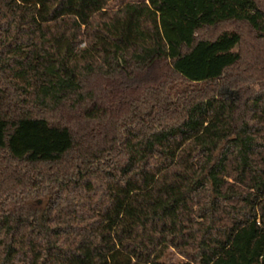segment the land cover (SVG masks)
I'll use <instances>...</instances> for the list:
<instances>
[{
  "label": "trees",
  "instance_id": "1",
  "mask_svg": "<svg viewBox=\"0 0 264 264\" xmlns=\"http://www.w3.org/2000/svg\"><path fill=\"white\" fill-rule=\"evenodd\" d=\"M111 1L0 0V264H264V0Z\"/></svg>",
  "mask_w": 264,
  "mask_h": 264
},
{
  "label": "rangeland",
  "instance_id": "2",
  "mask_svg": "<svg viewBox=\"0 0 264 264\" xmlns=\"http://www.w3.org/2000/svg\"><path fill=\"white\" fill-rule=\"evenodd\" d=\"M128 1H130V0H112L110 2V7L114 8V9H117V8L121 7L124 3L128 2ZM226 94L229 97H233L234 96V91L231 90V89H227L226 90Z\"/></svg>",
  "mask_w": 264,
  "mask_h": 264
}]
</instances>
